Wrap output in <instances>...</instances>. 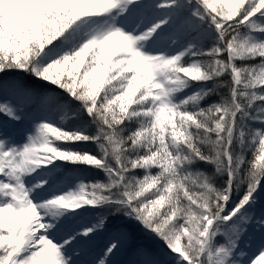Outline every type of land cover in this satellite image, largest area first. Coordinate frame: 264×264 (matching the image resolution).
Returning <instances> with one entry per match:
<instances>
[{"label":"snow or ice","instance_id":"1","mask_svg":"<svg viewBox=\"0 0 264 264\" xmlns=\"http://www.w3.org/2000/svg\"><path fill=\"white\" fill-rule=\"evenodd\" d=\"M0 264H264V0H0Z\"/></svg>","mask_w":264,"mask_h":264}]
</instances>
